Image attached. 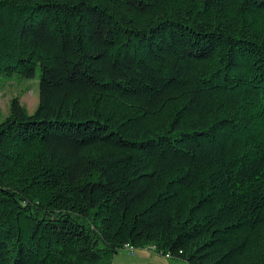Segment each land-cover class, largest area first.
<instances>
[{"label":"trees","instance_id":"1","mask_svg":"<svg viewBox=\"0 0 264 264\" xmlns=\"http://www.w3.org/2000/svg\"><path fill=\"white\" fill-rule=\"evenodd\" d=\"M0 264H264V0H0Z\"/></svg>","mask_w":264,"mask_h":264},{"label":"rangeland","instance_id":"2","mask_svg":"<svg viewBox=\"0 0 264 264\" xmlns=\"http://www.w3.org/2000/svg\"><path fill=\"white\" fill-rule=\"evenodd\" d=\"M40 74L39 69L34 79H25L20 76L8 77L0 73V123L9 115L11 100L14 97H20L21 102L30 114L36 111L39 104ZM142 249L137 248L136 254ZM127 252L128 249L127 251L124 249L119 250L117 260L119 262H129L133 257L129 256Z\"/></svg>","mask_w":264,"mask_h":264},{"label":"crops","instance_id":"3","mask_svg":"<svg viewBox=\"0 0 264 264\" xmlns=\"http://www.w3.org/2000/svg\"><path fill=\"white\" fill-rule=\"evenodd\" d=\"M148 249V250H144ZM124 250H126L124 248ZM127 251V250H126ZM128 253V252H127ZM136 253V249H135ZM118 252L114 254L112 261L113 264H188L185 261L169 258L167 256L160 255L154 249L146 247L143 248L135 257L131 258L129 262H119L117 260Z\"/></svg>","mask_w":264,"mask_h":264},{"label":"bare ground","instance_id":"4","mask_svg":"<svg viewBox=\"0 0 264 264\" xmlns=\"http://www.w3.org/2000/svg\"><path fill=\"white\" fill-rule=\"evenodd\" d=\"M127 249H128V253H135L134 247H132L130 245L127 246Z\"/></svg>","mask_w":264,"mask_h":264},{"label":"built area","instance_id":"5","mask_svg":"<svg viewBox=\"0 0 264 264\" xmlns=\"http://www.w3.org/2000/svg\"><path fill=\"white\" fill-rule=\"evenodd\" d=\"M129 256L134 257L136 253H128Z\"/></svg>","mask_w":264,"mask_h":264}]
</instances>
